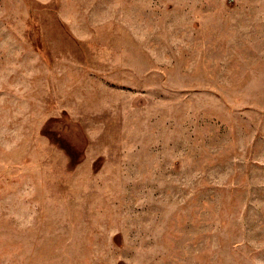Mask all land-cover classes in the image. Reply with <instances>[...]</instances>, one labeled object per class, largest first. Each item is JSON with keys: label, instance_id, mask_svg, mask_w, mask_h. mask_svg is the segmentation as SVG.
I'll return each mask as SVG.
<instances>
[{"label": "rangeland", "instance_id": "1", "mask_svg": "<svg viewBox=\"0 0 264 264\" xmlns=\"http://www.w3.org/2000/svg\"><path fill=\"white\" fill-rule=\"evenodd\" d=\"M0 264H264V0H0Z\"/></svg>", "mask_w": 264, "mask_h": 264}]
</instances>
